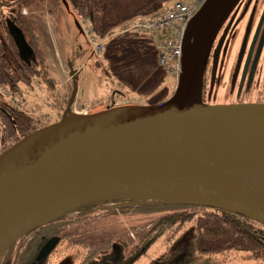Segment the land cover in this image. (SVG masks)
Wrapping results in <instances>:
<instances>
[{"label": "water", "instance_id": "water-1", "mask_svg": "<svg viewBox=\"0 0 264 264\" xmlns=\"http://www.w3.org/2000/svg\"><path fill=\"white\" fill-rule=\"evenodd\" d=\"M240 1L207 0L190 21L179 85L166 102L74 112L78 84L71 69L76 93L61 121L0 154V247L26 218L63 208L18 235L0 260L29 231L92 201L206 206L264 225V105L202 100L214 40ZM57 244H45L39 260Z\"/></svg>", "mask_w": 264, "mask_h": 264}, {"label": "trees", "instance_id": "trees-1", "mask_svg": "<svg viewBox=\"0 0 264 264\" xmlns=\"http://www.w3.org/2000/svg\"><path fill=\"white\" fill-rule=\"evenodd\" d=\"M170 1L140 0L132 6L131 11L124 14L115 9L111 0H67L70 12L60 0L57 4L59 2V7L65 14L88 19L98 38L104 39L119 25L136 17L156 13ZM25 4L31 10L34 7L36 11L43 9L45 5L42 0H26ZM39 19L40 15L36 14L22 15L18 23L27 38L34 39L32 41L38 54L33 49V57L40 70L22 68L21 56V60L17 57L19 64L12 65L6 58L3 43L0 44V90L5 89L10 96L20 100V105L16 106L0 93V154L48 125L43 119L35 117L23 103L24 99L18 97L19 83L33 86L43 76L46 81H50L45 89L52 96L47 100L62 111L67 109L72 97L73 88L69 93L62 88L61 92L60 86L52 83L53 79L46 67L42 69L46 64L42 59L45 60L46 57L41 47V35L37 31ZM62 31L69 35L68 28ZM92 60V68L99 73L97 79L106 78L119 90L137 94L145 99V105L161 104L171 96V85L166 84L169 75L159 65L156 45L149 37L128 34L112 38L107 43L104 55ZM117 94L122 93L113 92L112 98L107 101L109 108L116 105L114 98ZM59 113L63 115V112ZM62 115L57 121H60ZM152 224L154 226L151 230L136 234L133 238H124L139 226L147 227ZM190 228L194 230L191 248L195 252L214 255L248 251L256 259L264 261V226L250 218L206 206L113 199L86 202L65 210L58 217L24 235L0 263L10 251L16 249L18 251L13 258L17 264H30V260L34 258L31 264H41L44 258L39 260V251L43 245L52 238H59L60 243L53 258L51 257L52 264H58L68 256L75 261L81 259L82 264H86L94 257L109 252L116 243L128 252H138L147 249L156 238L166 232L177 234Z\"/></svg>", "mask_w": 264, "mask_h": 264}, {"label": "flooded vegetation", "instance_id": "flooded-vegetation-1", "mask_svg": "<svg viewBox=\"0 0 264 264\" xmlns=\"http://www.w3.org/2000/svg\"><path fill=\"white\" fill-rule=\"evenodd\" d=\"M25 1L0 0V44L3 43L6 51L5 55H7L6 58L7 60L9 59L12 65L16 66L19 64L18 58L20 59L21 56L22 61L20 65L22 68L40 70L39 65L33 57L34 52L38 54L36 46H34V42L32 41L34 39L27 38L26 34L20 29L22 26L18 23V20L22 15H40L47 6L50 8L49 13L54 18V34L58 39L59 45H61L63 39L69 40L74 44V48L71 46L65 47V49L71 47L74 61L79 56L85 54V49L87 48L86 39L84 46L77 43L79 38L76 37L75 33L70 35L72 38H69L65 33L66 37L63 38L61 30L65 28L64 24L67 17H65L63 9L59 7V2L57 4L58 0H42L45 5L43 9L38 11L34 7L33 10L27 7ZM42 39L43 36L41 35L40 41ZM218 49L219 54L216 58L215 53ZM43 61H46V59H42ZM84 66L85 64L80 65L81 68ZM12 70L14 71V69ZM17 89L21 90L19 85ZM202 100L203 103L209 105H264V0H241L222 26V29L214 40L213 48L204 72ZM142 202L146 203L150 201ZM153 226L154 224L147 226L143 232L149 231V229L151 230ZM262 226L264 225L262 224ZM164 236H166L165 241L167 243L164 244L161 242L164 251L157 254L147 264H221L222 262L234 260L236 257L231 258L230 255L232 254H238L242 258L253 261L254 264H264L262 259H256L248 251H230L224 254L214 255L195 252L191 248V240L194 236V230L192 228L185 229L177 234L166 232L161 237L156 238L147 249L138 252H128L117 243L109 252L113 251L112 253L118 257L115 264H136L139 260L146 257L148 250L153 245H159L160 238ZM52 239L58 240V244L49 255L44 257V260L40 262L41 264H52L51 259L53 258V253L60 243L59 238ZM17 251L16 249L10 251L0 264H17L13 258ZM106 253L94 257L92 260ZM34 259L30 260V264L33 263ZM58 264H82V260L76 259L75 261V259L68 256L59 261Z\"/></svg>", "mask_w": 264, "mask_h": 264}, {"label": "rangeland", "instance_id": "rangeland-1", "mask_svg": "<svg viewBox=\"0 0 264 264\" xmlns=\"http://www.w3.org/2000/svg\"><path fill=\"white\" fill-rule=\"evenodd\" d=\"M112 5L115 7V9L118 10L121 14H124L128 11H131L132 6L140 0H111ZM184 1L187 3H191L195 0H171L166 6L171 7L174 2ZM165 6V7H166ZM50 8L49 6L46 7V9L40 13V19L38 23L37 31L39 34L43 36L42 39V48L46 53V59L48 64H46V67L49 70V75L53 78L52 83L54 85H59L60 90L62 92V88L66 90L67 93L72 91V97L76 93V85L73 81H70L71 79V73L69 72L71 69L75 72V82H77V94L75 97V100L73 101V108L74 112L77 113H84V114H90V113H98L101 111L106 110V102L112 98L113 92L118 91L122 94H117L115 96V102L119 106L124 105H145V99L139 97L137 94H134L132 92L126 91V90H119L117 86L110 80L106 78H100L97 79L99 76V73L95 69L92 68L91 64L93 60L88 58L86 56V53L82 56H79L75 62L74 59H71L72 63H69L64 58L63 53L61 51L58 39L56 38L54 34V27L53 22L54 18L49 13ZM74 32L78 34V29L75 26V23L73 22ZM176 27V26H175ZM175 34V29L170 30L169 34L166 35L164 33L158 34L156 38L158 40H163L168 37H171ZM69 38H72V36L68 35ZM80 43L82 45L85 44V38L80 33L78 35ZM85 46V45H84ZM78 49V48H76ZM81 64H85L84 69L80 68ZM70 65L73 67L70 68ZM39 84L42 86L41 88L36 87L34 84L33 86L28 85H21L20 86V94L18 97L20 99H24L23 103L25 105H28L33 115L39 119H43L44 123H48L50 121H55L59 119V116L62 115L59 112H65L61 109L54 108L50 105V102L45 99L46 95L41 93L39 89L48 88V84L50 81H46L43 76L39 77ZM175 83L174 79L169 77L166 84L169 86L171 84ZM233 87V84H232ZM171 94L173 93L172 90ZM219 105V104H216ZM146 226H139L138 228L132 230L130 234L125 235L128 238H133L136 234L141 233L145 230ZM133 236V237H132ZM166 236L160 238L159 245H153L149 250L145 258L142 260H139L136 264H147L150 262L154 257H156L157 254L162 253L164 251V247H162L161 242L164 244H167L165 241ZM113 252V251H112ZM112 252H108L102 256H100L97 259L92 260L91 262H88L87 264H115L118 257L114 255ZM231 258L236 257L232 261L228 262H222L221 264H254L253 261L248 260L246 258H242V256L238 254H232L230 255ZM240 256V257H239Z\"/></svg>", "mask_w": 264, "mask_h": 264}, {"label": "built area", "instance_id": "built-area-1", "mask_svg": "<svg viewBox=\"0 0 264 264\" xmlns=\"http://www.w3.org/2000/svg\"><path fill=\"white\" fill-rule=\"evenodd\" d=\"M206 0H196L191 3H175L171 9L157 15L136 19L121 27L120 34L136 32L155 38L158 34H169L175 29V34L163 40H156L159 52V64L178 82L182 72V41L185 29L200 6ZM176 26V27H175ZM86 33L98 54L105 52L104 41H98L92 28L85 25ZM17 104V103H16Z\"/></svg>", "mask_w": 264, "mask_h": 264}, {"label": "bare ground", "instance_id": "bare-ground-1", "mask_svg": "<svg viewBox=\"0 0 264 264\" xmlns=\"http://www.w3.org/2000/svg\"><path fill=\"white\" fill-rule=\"evenodd\" d=\"M63 208L62 205H57L54 208L45 209L41 212H38L34 215L23 220L14 231L6 238L3 244L0 247V254L8 247V245L20 234L25 232L26 230L32 228L33 226L47 220L49 217L58 213L59 210Z\"/></svg>", "mask_w": 264, "mask_h": 264}, {"label": "crops", "instance_id": "crops-1", "mask_svg": "<svg viewBox=\"0 0 264 264\" xmlns=\"http://www.w3.org/2000/svg\"><path fill=\"white\" fill-rule=\"evenodd\" d=\"M65 17H67V20L65 21V29L68 28V33L69 35H73L75 32H74V28L72 27L73 26V22L68 18V16L65 14ZM76 37L77 36V33H75ZM62 36L63 38H65V32L62 31ZM79 38V37H78ZM79 45H82L78 39V42H77ZM68 46H71L72 48H74V44L72 42H70L69 40H62V43L60 45V48H61V51L63 52V56H65V59L67 60L68 59V55H72L71 57L73 58V54L71 52V47L68 48V49H65V47H68ZM65 53V54H64ZM67 53H70L68 55H66ZM69 62V61H68ZM75 62V61H74ZM46 70L48 71L49 73V70L46 68ZM45 94H48V91L43 88ZM55 108H58V107H55Z\"/></svg>", "mask_w": 264, "mask_h": 264}]
</instances>
